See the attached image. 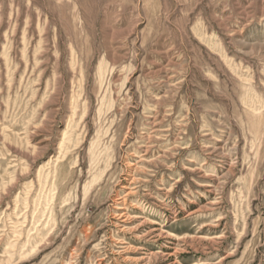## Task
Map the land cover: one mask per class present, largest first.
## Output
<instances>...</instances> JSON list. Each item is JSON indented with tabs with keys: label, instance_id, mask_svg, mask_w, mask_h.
I'll use <instances>...</instances> for the list:
<instances>
[{
	"label": "rangeland",
	"instance_id": "374dc122",
	"mask_svg": "<svg viewBox=\"0 0 264 264\" xmlns=\"http://www.w3.org/2000/svg\"><path fill=\"white\" fill-rule=\"evenodd\" d=\"M0 264H264V0H0Z\"/></svg>",
	"mask_w": 264,
	"mask_h": 264
}]
</instances>
